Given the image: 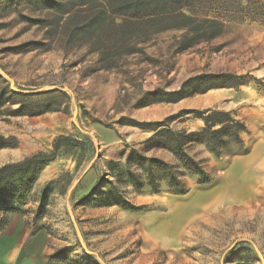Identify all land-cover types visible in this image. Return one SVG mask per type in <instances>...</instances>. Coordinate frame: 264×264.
Instances as JSON below:
<instances>
[{
  "label": "rangeland",
  "instance_id": "rangeland-1",
  "mask_svg": "<svg viewBox=\"0 0 264 264\" xmlns=\"http://www.w3.org/2000/svg\"><path fill=\"white\" fill-rule=\"evenodd\" d=\"M219 1L191 8L227 21L216 38L178 52L183 30L137 32L135 52L119 54L52 37L42 24L50 12L30 0H0V166L50 153L60 135L68 137L54 160L23 175L34 177L23 194L0 187V245L9 235L25 243L40 233L34 249L44 250V264H264V20L258 0H227L229 12ZM209 74L226 86L140 107ZM197 83L187 91L201 89ZM208 108L230 113L245 130L241 143L228 136L219 156L205 142L185 146L208 173L206 184L170 149H145L151 137L174 147L164 130L123 124ZM203 127L194 114L169 125L176 132ZM136 152L169 162L188 192L174 193L160 170L154 192ZM114 169L131 173L139 187ZM94 174L98 199L82 192Z\"/></svg>",
  "mask_w": 264,
  "mask_h": 264
},
{
  "label": "trees",
  "instance_id": "trees-1",
  "mask_svg": "<svg viewBox=\"0 0 264 264\" xmlns=\"http://www.w3.org/2000/svg\"><path fill=\"white\" fill-rule=\"evenodd\" d=\"M37 10H48L49 17L42 24L48 29L52 37L64 36L66 42L85 40L94 42L99 45L102 52L115 49L120 53L135 52L132 38L137 32L157 33L166 30H183V33L175 38V46L178 52H184L192 47L208 42L221 35L226 28L227 21L210 16H198L192 8L197 0H30ZM219 6L224 11L229 12L227 0H220ZM251 0L248 1L250 5ZM259 4V5H258ZM256 10L258 18L264 20V5L261 1H256ZM264 23V21H263ZM216 76L209 74L189 78L181 86L173 91H160L158 97L153 101L140 104V107L148 106L158 102L176 103L184 98L199 93H206L211 89L225 87L215 83ZM198 80L202 86L201 89L189 93L187 90ZM181 113L194 114L204 122V127L200 131L182 130L179 132L172 131L169 128L171 121L182 115H170L161 121H139L128 120L123 124L134 126L144 130H152L158 134L159 130L164 133L170 140L174 141V147L167 146V143L156 145L151 143L152 139L146 141L147 147L170 149L183 162L186 171L197 172L202 178L199 184L209 182V175L201 166L200 162L193 156L185 152V146L197 142H205L208 148L216 155L222 154L223 145L226 143L228 136H231L236 142L241 143V132L245 130V124L238 121L230 113L220 110H183ZM163 128V129H162ZM68 137L60 135L54 142L53 150L50 153H37L16 162L5 163L0 166V187H6L15 190L19 194L27 191L34 180H23L26 172L32 171L36 166H42L57 156L62 146V140ZM6 145H0L3 148ZM136 160L142 164V171L149 178V185L154 192H158V184L154 178V170L159 171L165 176L166 184L176 194H186L188 188L183 184L181 178L175 173V167L169 162L157 157H149L144 153L136 152ZM127 159L131 160L132 155L127 154ZM115 163L110 160L109 165ZM116 177L130 181L134 186L139 187V182L133 179L131 173L120 176L119 169H114ZM127 178V179H126ZM114 184V182H111ZM115 186V185H112ZM111 192L116 188L112 187ZM97 192L99 190L97 189ZM96 190L92 194V199H98ZM104 193L100 192V194ZM112 194V193H111ZM113 195V194H112ZM122 192L119 190L115 193L117 199H121ZM104 197V195L102 196Z\"/></svg>",
  "mask_w": 264,
  "mask_h": 264
},
{
  "label": "crops",
  "instance_id": "crops-1",
  "mask_svg": "<svg viewBox=\"0 0 264 264\" xmlns=\"http://www.w3.org/2000/svg\"><path fill=\"white\" fill-rule=\"evenodd\" d=\"M145 131L153 132L152 130H145ZM98 180H99L98 175L96 174L90 175L88 177V181L85 184V189L82 192H84L85 194H88L87 196H89L94 191L93 189L94 186L98 184ZM129 184L131 185V182L128 180L127 185ZM39 235L40 233L35 234L34 236H32L31 239H29L25 243L21 242L13 235H9V237H5L4 241H2L0 245V264H44L42 261V254L44 253V250L41 251L39 249L38 252H41V253L36 254L35 253L36 250L34 249L35 248L34 240ZM34 256L39 257V258L37 259ZM21 258H24L27 260L25 262H20V263L17 262Z\"/></svg>",
  "mask_w": 264,
  "mask_h": 264
}]
</instances>
